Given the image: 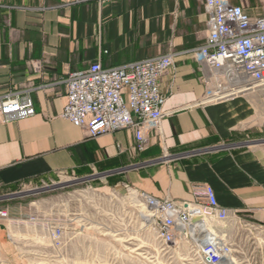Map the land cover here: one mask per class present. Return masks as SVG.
I'll list each match as a JSON object with an SVG mask.
<instances>
[{"label": "crops", "instance_id": "0c3cea01", "mask_svg": "<svg viewBox=\"0 0 264 264\" xmlns=\"http://www.w3.org/2000/svg\"><path fill=\"white\" fill-rule=\"evenodd\" d=\"M230 2L264 14V0ZM207 21L203 0H0V98L29 94L35 107L32 116L0 121V193L62 173L113 171L111 183L157 198L190 200L193 185L209 184L220 206L237 214L231 220L264 223V124L250 130L249 93L205 97L218 74L193 51L206 42ZM169 53L174 66L160 87L164 109L177 110L146 130V150H134L131 129L91 138L61 116L69 73Z\"/></svg>", "mask_w": 264, "mask_h": 264}, {"label": "built area", "instance_id": "2783aa9c", "mask_svg": "<svg viewBox=\"0 0 264 264\" xmlns=\"http://www.w3.org/2000/svg\"><path fill=\"white\" fill-rule=\"evenodd\" d=\"M87 1L111 0H75ZM203 1L208 14V36L193 55L218 74L205 97L220 100L264 88V14L251 16L243 6L230 0ZM174 57L175 53H169L107 68L95 62L88 69L69 73L61 116L85 129L91 138L131 129L135 135L134 150H146V130L158 127L164 117L177 110L164 109L166 96L160 87L161 78L174 66ZM30 66L39 72L43 62L32 60ZM34 114L29 94L10 92L0 98L2 122ZM66 175L62 173L60 178ZM124 188L137 193L152 210L151 217L157 221L156 236L162 244L192 242L203 264H222L231 255L232 244L222 231V224L237 214L220 206L211 185H193L190 200L157 198L129 183H124ZM0 219H10L9 211L0 209ZM52 232L61 236L60 229Z\"/></svg>", "mask_w": 264, "mask_h": 264}, {"label": "rangeland", "instance_id": "374dc122", "mask_svg": "<svg viewBox=\"0 0 264 264\" xmlns=\"http://www.w3.org/2000/svg\"><path fill=\"white\" fill-rule=\"evenodd\" d=\"M247 93L252 131L264 124V88ZM112 175L67 174L0 193V209L10 215L0 219V264H203L192 242L162 244L152 210L137 193L107 180ZM222 231L233 264H264V223L234 219Z\"/></svg>", "mask_w": 264, "mask_h": 264}, {"label": "bare ground", "instance_id": "6f19581e", "mask_svg": "<svg viewBox=\"0 0 264 264\" xmlns=\"http://www.w3.org/2000/svg\"><path fill=\"white\" fill-rule=\"evenodd\" d=\"M151 216V215H150ZM16 223H18V222H15L14 224H16ZM21 223V222H20ZM19 224V223H18ZM233 262H234V259H232V257H231V255L225 260V262L224 263H222V264H233Z\"/></svg>", "mask_w": 264, "mask_h": 264}, {"label": "water", "instance_id": "95a60500", "mask_svg": "<svg viewBox=\"0 0 264 264\" xmlns=\"http://www.w3.org/2000/svg\"><path fill=\"white\" fill-rule=\"evenodd\" d=\"M1 228V227H0Z\"/></svg>", "mask_w": 264, "mask_h": 264}]
</instances>
